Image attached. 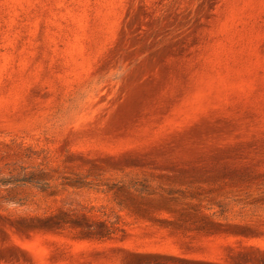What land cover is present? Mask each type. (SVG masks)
Instances as JSON below:
<instances>
[{
    "label": "rangeland",
    "instance_id": "rangeland-1",
    "mask_svg": "<svg viewBox=\"0 0 264 264\" xmlns=\"http://www.w3.org/2000/svg\"><path fill=\"white\" fill-rule=\"evenodd\" d=\"M0 264H264V0H0Z\"/></svg>",
    "mask_w": 264,
    "mask_h": 264
}]
</instances>
